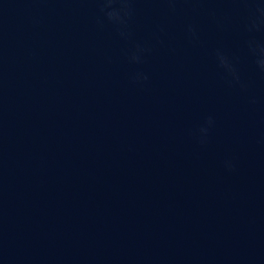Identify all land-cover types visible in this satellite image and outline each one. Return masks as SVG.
I'll list each match as a JSON object with an SVG mask.
<instances>
[{"label":"water","instance_id":"obj_1","mask_svg":"<svg viewBox=\"0 0 264 264\" xmlns=\"http://www.w3.org/2000/svg\"><path fill=\"white\" fill-rule=\"evenodd\" d=\"M261 61L264 0H0V264H264Z\"/></svg>","mask_w":264,"mask_h":264},{"label":"clouds","instance_id":"obj_2","mask_svg":"<svg viewBox=\"0 0 264 264\" xmlns=\"http://www.w3.org/2000/svg\"><path fill=\"white\" fill-rule=\"evenodd\" d=\"M222 63L226 64V61H224L223 58H222ZM260 63H261L262 68H264V61H261ZM202 131H207V130L203 129Z\"/></svg>","mask_w":264,"mask_h":264}]
</instances>
